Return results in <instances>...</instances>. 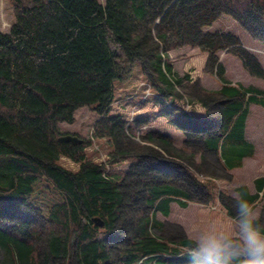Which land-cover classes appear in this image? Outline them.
<instances>
[{"label": "trees", "instance_id": "1", "mask_svg": "<svg viewBox=\"0 0 264 264\" xmlns=\"http://www.w3.org/2000/svg\"><path fill=\"white\" fill-rule=\"evenodd\" d=\"M7 1L13 21L0 31V264H185L189 237L156 213L167 216L173 202L184 208L210 200L200 177L229 170L212 147L228 131L224 104L245 95L264 106V90L241 85L227 95L224 81L207 89L187 73L176 75L169 52L205 51L203 69L219 79V54L230 52L264 77L259 58L236 34L205 30L229 15L264 45V0ZM136 63L161 103L158 114L181 132V146L150 128L149 115L112 112L114 82L128 78ZM179 90L203 113L177 106ZM84 106L96 115L90 136L60 131ZM68 133L83 142L58 141ZM96 139L110 147L106 162L86 153ZM61 158L79 163L78 170ZM126 159L132 162L123 179L112 180L111 164ZM263 187L258 177L254 192L238 190L253 203ZM229 198L218 193L231 216Z\"/></svg>", "mask_w": 264, "mask_h": 264}, {"label": "rangeland", "instance_id": "2", "mask_svg": "<svg viewBox=\"0 0 264 264\" xmlns=\"http://www.w3.org/2000/svg\"><path fill=\"white\" fill-rule=\"evenodd\" d=\"M99 1L103 2V0ZM12 21L11 5L7 0H0V31L7 32ZM205 30H222L236 34L243 46L254 52L264 67L263 43L251 37L241 24L229 15H221L211 25L205 27ZM169 57L176 75L181 76L183 73H187L192 81L197 80L207 89L218 90L223 86L222 81H224L228 88L222 92L227 95L236 93L241 85L252 88L253 91L264 90V77L250 74L243 67L240 59L230 52L222 51L219 54V60L225 69L221 79L216 78L213 73L204 71L206 52L198 48L183 47L173 50L169 52ZM146 83L138 63L135 64L128 78L115 80L112 112L121 110L126 119L133 115L135 117L144 114L149 115L151 118L150 128L169 134L174 139L175 146H181L183 140L181 132L169 124L164 117H160L158 110L161 103L154 101L155 91L151 88L149 92ZM179 95L180 97L176 99L177 106L187 109L191 114L203 113L202 106L191 101L192 99L186 100L187 95L182 90H179ZM166 100L173 101L170 97H166ZM250 100L248 101L244 95L243 98L229 100L224 104L223 111L227 119L228 131L216 139V144L213 143L212 147L215 148L224 167L229 170H223L224 173L217 171L215 178L208 175L200 177L201 180H205V184L210 188L212 195L210 200L206 203L189 201L185 208L173 202L170 204V212L167 216L160 212L156 213V218L171 230L179 228L187 237H190L194 228L205 226L212 220L227 222L230 214L218 199V193L225 195V198L231 197L234 200L235 197L242 194V189L238 190V188L247 187L252 193L255 191L254 180L258 177H264V106L253 104ZM95 117V113L84 106L76 110L75 121L72 124L61 123L59 129L62 132H76L80 137L87 138L90 136ZM141 129L142 132L148 130L146 126ZM85 150L92 160L106 162L110 147L105 140L96 139L94 143L86 146ZM131 162L132 160L126 159L115 164L112 163L109 177L115 181L123 179ZM59 164L72 171L79 168V163L66 158H61ZM221 173L224 177L217 176ZM249 201L252 202V200ZM46 202L49 203L50 200L44 201V208ZM253 204L264 213V187Z\"/></svg>", "mask_w": 264, "mask_h": 264}, {"label": "clouds", "instance_id": "3", "mask_svg": "<svg viewBox=\"0 0 264 264\" xmlns=\"http://www.w3.org/2000/svg\"><path fill=\"white\" fill-rule=\"evenodd\" d=\"M233 212L227 222L193 229L185 264H264V213L242 194L234 198Z\"/></svg>", "mask_w": 264, "mask_h": 264}, {"label": "water", "instance_id": "4", "mask_svg": "<svg viewBox=\"0 0 264 264\" xmlns=\"http://www.w3.org/2000/svg\"><path fill=\"white\" fill-rule=\"evenodd\" d=\"M58 141H63V142H72V143H76V144H80L83 142V139L79 138L78 136L76 135H73V134H63V135H60L58 137ZM92 221L93 223L96 225V226H99L101 227L103 225V221L98 218V217H93L92 218Z\"/></svg>", "mask_w": 264, "mask_h": 264}, {"label": "built area", "instance_id": "5", "mask_svg": "<svg viewBox=\"0 0 264 264\" xmlns=\"http://www.w3.org/2000/svg\"><path fill=\"white\" fill-rule=\"evenodd\" d=\"M188 106V105H187Z\"/></svg>", "mask_w": 264, "mask_h": 264}, {"label": "crops", "instance_id": "6", "mask_svg": "<svg viewBox=\"0 0 264 264\" xmlns=\"http://www.w3.org/2000/svg\"><path fill=\"white\" fill-rule=\"evenodd\" d=\"M185 208V207H184Z\"/></svg>", "mask_w": 264, "mask_h": 264}]
</instances>
